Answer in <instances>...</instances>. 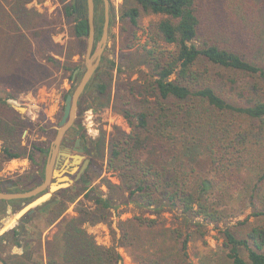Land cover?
<instances>
[{
    "label": "trees",
    "instance_id": "1",
    "mask_svg": "<svg viewBox=\"0 0 264 264\" xmlns=\"http://www.w3.org/2000/svg\"><path fill=\"white\" fill-rule=\"evenodd\" d=\"M63 12L74 16V5H65ZM140 12L157 16L151 23L154 43L142 48L148 70H139L137 82L128 87L132 97L134 91L147 97L130 104L118 87L117 108L131 131L109 143L110 160L128 171V197L122 203L155 205L157 212L180 209L185 227L200 229L203 223L224 221L220 203L225 190L245 191L251 213L219 230L224 257L228 264H264V0H125L120 17L137 27ZM74 20L72 34L84 47L86 17ZM94 23L101 32L103 7L95 12ZM67 68L72 74L79 67ZM94 78L85 90L92 86L104 94L109 82ZM12 96L8 91L0 95V160L27 157L42 168L49 143L34 141L28 153L20 150L27 122L7 103ZM69 130L83 137L78 121ZM67 191L37 208L47 225L73 201ZM93 196L96 218L91 222L105 221L113 200ZM9 202L15 200H0V208ZM89 213L80 210L57 223L59 237L47 249L49 264H124L115 246L96 244L80 227ZM33 216L20 218L1 239L8 236L17 243L19 224ZM170 233L164 229L161 243H150L133 260L192 264L188 235L175 228Z\"/></svg>",
    "mask_w": 264,
    "mask_h": 264
},
{
    "label": "rangeland",
    "instance_id": "2",
    "mask_svg": "<svg viewBox=\"0 0 264 264\" xmlns=\"http://www.w3.org/2000/svg\"><path fill=\"white\" fill-rule=\"evenodd\" d=\"M108 1V35L92 76L95 77L94 82H109L108 88L104 94H98L92 86L85 90L79 99L75 117L81 126L82 138L89 146L84 154L89 158L85 177L64 188L74 199L67 202L66 210L55 222L47 225L46 215L38 216V206L29 214L34 215L32 218L19 224L17 243L8 236L1 239L7 231L1 235L0 256L6 264H49L47 249L49 242H55L59 237L57 223L61 219L78 216L83 210L90 212L86 222L80 225L88 238L96 244L115 246L124 264H137L133 256L144 251L150 243H161L163 230L168 235L174 228L180 229L183 236L188 235L187 253L192 264H228L219 230L251 213L245 191L225 190L220 203L224 221L203 223L200 229L185 227L180 209L157 212L155 205L145 208L133 202L122 203L128 197L125 189L128 171L118 160H110L109 143L120 138L121 132H130L131 124L117 108L120 106L117 89L121 88L120 92L130 104L142 103L147 97L135 91L132 97L128 86L137 82L139 70H148L142 62V48L154 43L151 23L157 16L140 12L137 27L132 26L120 17L125 0ZM72 2L0 0V95L10 92L13 96L6 99L7 103L27 122L19 139L20 150L27 153L34 141L45 140L50 146L63 112L65 95L73 91L82 74L80 72L70 78L73 73L67 68L84 66L86 48V37L82 39L84 47H80L72 34L74 16L77 15L66 16L63 12V7ZM101 7L103 3L98 0L95 12ZM86 15L85 5L80 16ZM100 36L96 25L93 48ZM47 56H52L54 60H49ZM14 106L24 107V111L19 112ZM46 157L47 154L42 168L33 165L27 157L0 160V189L10 191L14 187V190L25 191L33 188L35 183H41ZM51 181H54L53 178ZM47 191L46 187L31 198L14 199L15 202H9L4 210L0 208V228L20 208ZM95 193L113 200L105 221L91 222L96 218L92 215ZM148 219H154V222ZM253 219L249 216V220ZM170 244L172 242H167V245Z\"/></svg>",
    "mask_w": 264,
    "mask_h": 264
},
{
    "label": "water",
    "instance_id": "3",
    "mask_svg": "<svg viewBox=\"0 0 264 264\" xmlns=\"http://www.w3.org/2000/svg\"><path fill=\"white\" fill-rule=\"evenodd\" d=\"M85 1L87 7V15H86L87 36H86V48L84 52V66L81 68H76L73 71L72 78H74V76L78 72H81L82 74L73 91L65 95L63 112L58 122V128L55 132V136L49 146L46 161L43 167V172H44L43 180L35 187L28 189L26 191L14 190V187L11 188L10 191L0 190V200L9 201L14 199L31 198L39 194L46 187L48 191L40 194L35 199H33L32 201L24 205L22 208H20L15 213V215L5 225H3L0 228V236L3 235L6 231H8L14 224H16L20 218H22L25 215H29L33 213L36 207L48 201L55 192L70 186L71 183H73L80 176V174L83 172V170L86 168L89 162V159L83 158L82 155L70 154L68 148L60 149L61 141L65 133L69 130V128L73 125L75 121L79 99L98 66L108 35L109 1L103 0V24H102L101 36L95 48H93L94 33H95L94 0H85ZM14 108L19 112L24 111V107L14 106ZM82 150L83 148L78 149V151L80 152ZM60 155L71 157L72 161L68 163V160L65 159L64 165H66V167L62 165L59 167V169H57V162L59 160ZM82 158H83L82 164L73 178L65 174V172L70 174L73 173L75 169H77L76 164H78ZM68 165H71L72 168L68 169L67 168ZM51 178H55V180L51 181ZM0 264H4L1 258H0Z\"/></svg>",
    "mask_w": 264,
    "mask_h": 264
},
{
    "label": "flooded vegetation",
    "instance_id": "4",
    "mask_svg": "<svg viewBox=\"0 0 264 264\" xmlns=\"http://www.w3.org/2000/svg\"><path fill=\"white\" fill-rule=\"evenodd\" d=\"M102 3H103V0H102ZM72 4L75 7V14L77 16H80V13L84 10V7L86 5V1L85 0H73ZM97 5H98V0H94V16H95V11H96ZM94 25H95V23H94ZM95 32H96V28H95ZM94 37H95V33H94ZM64 148H68L70 154H79V155H82L83 158H87V157H84V154L88 151L89 146L80 135H74L73 130H68L65 133V135L61 141L60 149H64ZM80 148H83V150L81 152L78 151V149H80ZM83 158L81 159V161L78 164H76L77 169H75V171L73 173L70 174V173L65 172V174H67L69 177L73 178L75 176V174L77 173L78 169L80 168L82 161H83ZM65 159L68 160V163L72 161L71 157H66V156L60 155L59 160L57 162V167L64 165ZM88 164H89V162H88ZM88 164H87V166H88ZM87 166L83 170V172L80 174V176L75 180V182L82 181L84 179ZM64 167H66V165H64ZM67 168L70 169V168H72V166L68 165ZM53 180H55V178H53ZM0 258H1V256H0ZM1 260L3 261L4 264H6V262L2 258H1Z\"/></svg>",
    "mask_w": 264,
    "mask_h": 264
},
{
    "label": "bare ground",
    "instance_id": "5",
    "mask_svg": "<svg viewBox=\"0 0 264 264\" xmlns=\"http://www.w3.org/2000/svg\"><path fill=\"white\" fill-rule=\"evenodd\" d=\"M12 168V167H11Z\"/></svg>",
    "mask_w": 264,
    "mask_h": 264
}]
</instances>
